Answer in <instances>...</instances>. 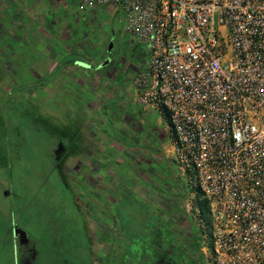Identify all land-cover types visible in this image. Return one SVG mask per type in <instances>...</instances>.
Segmentation results:
<instances>
[{"label": "rangeland", "instance_id": "obj_1", "mask_svg": "<svg viewBox=\"0 0 264 264\" xmlns=\"http://www.w3.org/2000/svg\"><path fill=\"white\" fill-rule=\"evenodd\" d=\"M33 2L0 0V106L4 107L3 122L6 125L4 128L1 125L0 143L3 139L9 146L17 139L20 144L19 156L10 160L12 169L10 172V168L7 170L10 173L8 184L0 174V264H26L27 261L29 264H88L91 259L90 246L83 236L81 211L73 206L70 192V188H74L72 185L81 181L78 180L81 172L77 174L75 171L77 177L62 176L56 169L57 161L53 154L55 138H58L56 134L29 123L28 119L22 125L19 120L21 111L16 106L11 107L26 98L27 104L29 99L31 105L39 103L45 108L49 102L46 99L49 96L52 98L41 92V89H35L37 83L47 85L56 72L45 74L41 82L35 78L37 58H44V55L41 56V49L33 46V40L27 39L29 35L32 36V24L25 22L23 25L22 20L24 12L37 8ZM98 12L100 10L85 19L90 24V39L87 41L92 45L89 43L90 46L82 50L86 57L95 53L97 55L96 59L90 61V64L99 63L98 79L90 73L89 84L90 88L93 87L91 94L94 97L86 95L81 89H71L73 94L65 96L64 100L70 101L68 108L73 116L84 112L91 115L93 110L85 111L88 101L94 108L104 106L108 115L98 117L101 118L99 126L103 127L97 129L102 138H89L90 131L86 130L95 123L92 115L84 121L79 138L76 136L73 142L72 159L64 164L69 168H88L92 172L91 183L103 182V172L111 178L116 177L115 181H121L123 194L117 201V209L121 219L122 245L125 247L122 261L118 264L135 263L128 257H132L139 247L134 248L130 244L131 239L137 233L145 235V226L156 224L158 216L163 224L169 225V231L184 243L191 246L198 239L190 251L203 263L200 235L203 232L208 234L209 240L210 232L207 225L202 230L188 213L187 206L193 190L187 175L174 162L172 143L166 132L167 122L158 114L143 111L134 103L132 79L144 68L147 58L143 53L146 50L126 32L120 7ZM21 27H26L27 36L24 40L27 46H21L19 40H10L16 38V30ZM107 43L108 47L111 45L109 51L106 50ZM77 58L79 56L76 54L69 57ZM7 60L10 68L5 63ZM106 61L107 64L103 65ZM6 70L11 71V75L7 73L3 76ZM16 71L18 73L13 75ZM93 80L99 81L96 87L91 86ZM52 103L57 106L54 101ZM50 113L55 118L56 126H60L63 123L60 115L62 111ZM76 118L72 117L68 122L67 130L72 134L74 125L81 123ZM59 129L65 132L66 127L61 126ZM82 134L87 138H81ZM144 183L150 184L152 189L141 186ZM125 189L133 193L129 191L125 194ZM195 193V204L199 194L208 209L202 195ZM80 204L85 205V202L80 201ZM15 228L22 230L29 244L21 245L15 240V234L18 236L17 231L14 233ZM56 249H60L64 258L57 255Z\"/></svg>", "mask_w": 264, "mask_h": 264}, {"label": "built area", "instance_id": "obj_2", "mask_svg": "<svg viewBox=\"0 0 264 264\" xmlns=\"http://www.w3.org/2000/svg\"><path fill=\"white\" fill-rule=\"evenodd\" d=\"M120 7L148 58L134 103L166 120L175 164L206 200L204 264H264V0H71Z\"/></svg>", "mask_w": 264, "mask_h": 264}, {"label": "flooded vegetation", "instance_id": "obj_3", "mask_svg": "<svg viewBox=\"0 0 264 264\" xmlns=\"http://www.w3.org/2000/svg\"><path fill=\"white\" fill-rule=\"evenodd\" d=\"M107 49L108 43L106 44V50ZM145 50L146 51L143 55L148 58V51L146 48ZM2 57L6 60L4 55ZM145 62L146 61H144V63ZM5 63H7V67L10 68L9 60ZM11 63L15 62L11 61ZM90 67L93 69L95 68L93 66ZM10 72L11 71L8 70L5 72L3 71V76H6L7 73L10 74ZM17 73L18 71L14 72L13 75ZM35 89L40 90L38 85H36ZM46 100H49V102L46 101L48 106L45 108H42L43 105H40L39 103L38 105H31V100L29 99L27 104L26 98L19 100L18 102L16 101L18 106L12 105L11 107L16 106L21 111L20 118L27 120L32 117L34 119V124L37 127L42 126V128L51 131L52 134H56V137L58 138H55L53 154L54 159L57 161L55 164L56 169L60 174H62V176L66 175L68 178H72V176L76 174L75 171L77 174L81 172V174H78L81 175V177L77 174L76 175L79 177L78 180L80 179L82 182L79 181L78 183L73 184L72 187L74 186V188H70V192H72L73 206L81 211L80 217L83 218V236L86 237L88 241V247L90 246L89 257L91 259L88 264L121 263L123 257L122 252L125 247L122 245V230L120 225L121 219L117 209V201L123 194L121 181L118 180L117 182L115 181L117 180L116 177L111 178L109 174L103 172V182L97 181L91 183L90 175L92 172L88 168L79 166L69 168L64 164L65 161L72 159L71 156L74 154V150H72L73 134L70 130H67L68 122L70 123L72 120V114L68 108L70 101L67 100L69 102L67 107V102L65 100L63 101L62 106L57 107L52 103L54 100L50 98V96ZM5 107L11 109L9 105L7 106L5 104ZM61 107L65 108L62 113H60L63 123L57 127L54 121L55 118L51 116L52 113L50 112H54L55 110L59 112L58 109ZM20 118L19 120H21ZM61 126L66 127L65 132H62L61 129H59ZM2 141L4 142L3 139ZM3 154L8 157L6 158L8 165L0 166V174L4 176L5 181L8 184L7 178L9 177V172L12 169V166H10V163L8 162L9 156H13L15 154L19 155V152L15 153L8 150V152ZM9 168L10 170L8 172L7 170ZM84 171L85 173H83ZM141 186L149 188L150 190L152 189V186L147 183H144ZM125 190V194L132 192L128 189ZM80 201L85 202V205H81ZM157 219L158 221L156 224H147V226H145V235L137 233L133 236L130 244H132L134 248H139L135 250L132 257L131 255L128 257V260H133V262H135L134 264H203L202 260L190 251L192 249V245L190 246L188 243L186 244L181 239L174 236V234H172L168 229L169 225L161 222L160 216H158ZM15 231L18 233V236L15 234V240H17V242H20L21 245L29 244L26 235L22 234V230H17V228H15L14 233ZM55 252L59 257H63L60 249H56ZM139 254H142V256ZM138 256L141 258L138 259ZM26 264H29V261H27Z\"/></svg>", "mask_w": 264, "mask_h": 264}, {"label": "crops", "instance_id": "obj_4", "mask_svg": "<svg viewBox=\"0 0 264 264\" xmlns=\"http://www.w3.org/2000/svg\"><path fill=\"white\" fill-rule=\"evenodd\" d=\"M33 3L34 5H37V8L33 9V11L31 10V12H24L22 14V20L23 25L25 22H30V24H32V26H30L33 27V30L32 28L30 30L33 31L32 36L29 35L27 39L33 40V46L41 49V56L44 55V58H37L36 67L39 69L36 68L35 71L33 68L35 71V78H39L41 82L45 74L56 72L47 85L37 83L41 89L40 91L51 95L57 107L62 106L65 96L73 94L71 89H81L86 95L94 97V95L91 94V89H93V87L90 88L89 84L90 73L97 76L95 78L96 80L98 79L100 73L97 74L99 70L97 64L99 63L90 64V61L97 58L96 53L91 54L88 57L82 53L84 48L92 45L91 42L87 41L90 39L88 34L90 24L89 22H86L85 19L90 15L92 16L97 10L104 12L105 10L113 8L107 6L80 11L78 6L71 0H34ZM25 30L26 27H21L19 30L17 29L15 35L16 38H11L10 40H19L21 46H27L24 40V37L27 36ZM75 54L79 56V58L69 59V57ZM43 62H46L44 66H42ZM84 64H90L89 66L97 67V69L86 68ZM98 83L99 81L93 80L91 86L96 87ZM74 95H76V93ZM66 102L67 107L69 102ZM86 105L88 109H85V111L91 112L93 110L91 115L95 120V123L89 126L90 129L86 130L88 132L90 131L89 138H102L97 129L103 127L99 126L101 118L98 117L107 116V109L105 111L104 106L94 108L89 101ZM64 109L65 108L61 107L58 110L63 111ZM97 111L98 113H96ZM91 115H87L85 112L78 113L77 116L71 115L74 118L77 117L76 119L81 121L80 124L74 125L73 138L76 136V138H79L78 136L80 135L79 132L80 128H82L81 126H83L85 120L92 117ZM95 128L97 130H95ZM93 130L95 131L93 132ZM92 132L93 134H91ZM81 138H87V136L82 134ZM97 152L100 153L101 151Z\"/></svg>", "mask_w": 264, "mask_h": 264}, {"label": "trees", "instance_id": "obj_5", "mask_svg": "<svg viewBox=\"0 0 264 264\" xmlns=\"http://www.w3.org/2000/svg\"><path fill=\"white\" fill-rule=\"evenodd\" d=\"M3 110H4V107L2 105V106H0V129H1V125L3 128L6 126V125L4 126V122H3V120H4ZM20 119L22 120L21 121L22 125H24V122L27 121L26 119H23V118H20ZM28 122L34 123V119L31 117V119H28ZM74 141H76V138H73V142ZM19 146H20V144L17 143V139H14V141H12V143L9 146H7L5 141L4 142L2 141L0 143V153H1V155H0V166H3V165L7 166L8 165L7 160H6V158H8V157H7V155H4L3 153L8 152V150L11 152H15V153L19 152L20 153ZM15 156H19V155L15 154L13 156L12 155L9 156L8 162L10 163L11 162L10 160H12L13 157H15ZM196 207L198 208L202 219H204L205 223L208 225L209 224V217H208V211H207L208 209H207L206 203L200 199L199 194L196 196ZM196 239L193 242L194 244L198 241V239H197V241H196ZM194 244L192 245V247L194 246Z\"/></svg>", "mask_w": 264, "mask_h": 264}, {"label": "water", "instance_id": "obj_6", "mask_svg": "<svg viewBox=\"0 0 264 264\" xmlns=\"http://www.w3.org/2000/svg\"><path fill=\"white\" fill-rule=\"evenodd\" d=\"M110 48H111V45L108 47V49H107V50L109 51V50H110ZM107 62H108V61L104 62V64H103V65L107 64ZM103 65H102V66H103ZM84 66H85L86 68H91V67H90L89 65H87V64H84ZM92 69H93V68H92ZM94 69H97V68H94Z\"/></svg>", "mask_w": 264, "mask_h": 264}]
</instances>
